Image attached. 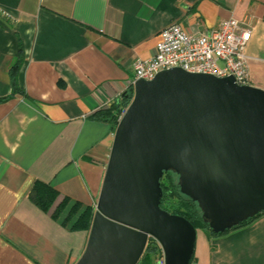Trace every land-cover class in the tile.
<instances>
[{"label":"crops","instance_id":"1","mask_svg":"<svg viewBox=\"0 0 264 264\" xmlns=\"http://www.w3.org/2000/svg\"><path fill=\"white\" fill-rule=\"evenodd\" d=\"M229 17L250 25L249 81L264 89V0H0V97L12 93L18 38L24 91L0 101V264L75 263L88 231L70 229L68 209L95 207L116 127L100 112L132 92L133 62L155 53L161 28L197 33ZM37 180L58 192L47 210ZM192 256L264 264V214L218 234L197 228Z\"/></svg>","mask_w":264,"mask_h":264},{"label":"water","instance_id":"2","mask_svg":"<svg viewBox=\"0 0 264 264\" xmlns=\"http://www.w3.org/2000/svg\"><path fill=\"white\" fill-rule=\"evenodd\" d=\"M164 171L215 234L263 211L264 89L179 67L135 80L74 264H137L149 239L164 264H189L196 228L160 207Z\"/></svg>","mask_w":264,"mask_h":264},{"label":"built area","instance_id":"3","mask_svg":"<svg viewBox=\"0 0 264 264\" xmlns=\"http://www.w3.org/2000/svg\"><path fill=\"white\" fill-rule=\"evenodd\" d=\"M251 28L247 20L229 17L216 29L191 33L180 23H171L156 34L155 53L133 62V82L152 79L163 69L179 67L188 72L233 76L239 85H249L246 46ZM132 82V83H133ZM125 110L121 108L117 121ZM159 264H164L163 258Z\"/></svg>","mask_w":264,"mask_h":264},{"label":"trees","instance_id":"4","mask_svg":"<svg viewBox=\"0 0 264 264\" xmlns=\"http://www.w3.org/2000/svg\"><path fill=\"white\" fill-rule=\"evenodd\" d=\"M17 43L18 55L15 63L10 68V84L12 87V93H10V95L0 97V101L6 100L11 96V94H14L15 92L24 93V91H22L18 87L16 81L17 70L23 61V44L19 38L17 39ZM131 93L127 98H123L122 103H114L105 110H102L99 114V117L103 120L111 121L116 126L120 110L121 108L126 107L129 103ZM174 176L178 178L177 174L173 171H164L162 177L160 178V186L162 190L160 207L169 213L184 216L193 224L196 229L203 228L209 234H215L211 231L208 224L203 221L202 214L197 203L180 192L179 185ZM33 191L34 202L44 210H47L50 206H52L58 196V192L51 185L40 180H37L33 183ZM66 204L67 198L63 197L56 204L53 211V216L59 215L60 212H62L63 208H65ZM93 212L94 208L92 206L87 205L82 207L81 203H79L78 201L74 202L68 209V213L66 216L68 220L70 216L76 215L75 219L71 223L70 229L88 231L91 224ZM262 214H264V210L236 226L247 223L261 216ZM65 220L66 219H64V222ZM159 257H161V250L159 245L153 239H149L145 250L137 264H157L156 260ZM191 262H193V256L191 257L189 264Z\"/></svg>","mask_w":264,"mask_h":264},{"label":"rangeland","instance_id":"5","mask_svg":"<svg viewBox=\"0 0 264 264\" xmlns=\"http://www.w3.org/2000/svg\"><path fill=\"white\" fill-rule=\"evenodd\" d=\"M175 177V176H174ZM175 179L177 180V177H175ZM94 210H95V207H94ZM75 216V215H74ZM162 258V256L161 257H159L156 261H157V264H159L158 263V261H159V259H161Z\"/></svg>","mask_w":264,"mask_h":264}]
</instances>
